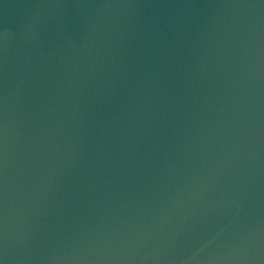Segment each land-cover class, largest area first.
Returning a JSON list of instances; mask_svg holds the SVG:
<instances>
[{
  "label": "water",
  "instance_id": "water-1",
  "mask_svg": "<svg viewBox=\"0 0 264 264\" xmlns=\"http://www.w3.org/2000/svg\"><path fill=\"white\" fill-rule=\"evenodd\" d=\"M0 264H264V0H0Z\"/></svg>",
  "mask_w": 264,
  "mask_h": 264
}]
</instances>
